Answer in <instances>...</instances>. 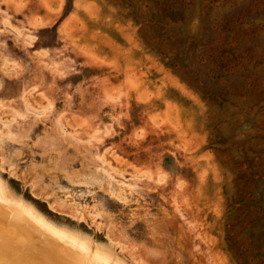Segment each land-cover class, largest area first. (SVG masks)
Returning <instances> with one entry per match:
<instances>
[{"label":"rangeland","instance_id":"1","mask_svg":"<svg viewBox=\"0 0 264 264\" xmlns=\"http://www.w3.org/2000/svg\"><path fill=\"white\" fill-rule=\"evenodd\" d=\"M263 31L264 0H0V177L125 264H264Z\"/></svg>","mask_w":264,"mask_h":264},{"label":"water","instance_id":"2","mask_svg":"<svg viewBox=\"0 0 264 264\" xmlns=\"http://www.w3.org/2000/svg\"><path fill=\"white\" fill-rule=\"evenodd\" d=\"M0 264H94L0 201Z\"/></svg>","mask_w":264,"mask_h":264},{"label":"bare ground","instance_id":"3","mask_svg":"<svg viewBox=\"0 0 264 264\" xmlns=\"http://www.w3.org/2000/svg\"><path fill=\"white\" fill-rule=\"evenodd\" d=\"M40 170H42V171L44 170V172L50 173V174L55 173V171L53 169L49 168V166H47V165L44 166V165H34L33 164V165L27 167L23 171L22 175L23 176L32 175V174H34ZM18 177L21 178L22 176H18ZM32 179L35 180L36 178L32 177ZM41 180H42V178H41ZM93 181H94V179H93ZM29 182H32V181H29ZM36 186H38V185H35L34 188H36ZM109 187H111V186H109ZM38 188H40V187H38ZM129 191H130L129 189L120 188L118 190H116V189L111 190L110 189V190H107L106 192H108L111 196L116 198V200L118 199V200H121L122 202L129 203L130 199H131V194ZM22 198L16 194L12 193L8 189L6 182L0 177V201L3 205L12 206V207L16 208L19 212H22L23 215L26 216L35 226H37L41 230L48 233L49 235H51L52 237L57 239L59 242L67 243L69 245L68 247L71 246L70 248H74L73 250L80 253L87 261H89L91 263H94V264H125L119 258H117L115 253L112 250H110L109 248L105 247L104 245H102L100 243L94 244L91 237L84 234V233H81L77 230L71 229L67 226L58 225V224L54 223L53 221L48 219L45 215L40 213L34 207V205L32 203H30L29 201H26ZM68 201H69V199H68ZM59 205L63 206L61 204H59ZM70 205H72V204H70ZM73 210L75 211V209H73ZM79 214H81V213H79ZM137 214H138L137 208H135L131 211L132 216L137 215ZM82 215H83L82 218H85L86 212L84 211Z\"/></svg>","mask_w":264,"mask_h":264},{"label":"snow or ice","instance_id":"4","mask_svg":"<svg viewBox=\"0 0 264 264\" xmlns=\"http://www.w3.org/2000/svg\"><path fill=\"white\" fill-rule=\"evenodd\" d=\"M40 39L43 40L47 37V34L46 33H40Z\"/></svg>","mask_w":264,"mask_h":264},{"label":"trees","instance_id":"5","mask_svg":"<svg viewBox=\"0 0 264 264\" xmlns=\"http://www.w3.org/2000/svg\"><path fill=\"white\" fill-rule=\"evenodd\" d=\"M253 1H258V0H253ZM214 7H215V10H218L219 9V3L218 2H216V5H214ZM230 8V7H229ZM264 32V31H263ZM262 32V33H263Z\"/></svg>","mask_w":264,"mask_h":264}]
</instances>
